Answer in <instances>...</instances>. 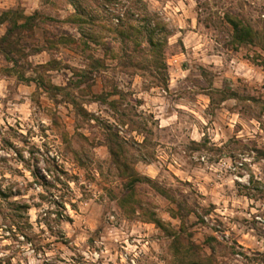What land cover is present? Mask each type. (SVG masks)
Wrapping results in <instances>:
<instances>
[{
  "label": "clouds",
  "instance_id": "9594fccd",
  "mask_svg": "<svg viewBox=\"0 0 264 264\" xmlns=\"http://www.w3.org/2000/svg\"><path fill=\"white\" fill-rule=\"evenodd\" d=\"M0 264H264V0H0Z\"/></svg>",
  "mask_w": 264,
  "mask_h": 264
}]
</instances>
